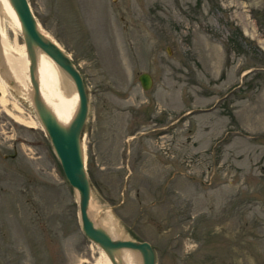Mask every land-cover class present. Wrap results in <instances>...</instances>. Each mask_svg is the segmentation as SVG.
<instances>
[{
  "label": "rangeland",
  "instance_id": "rangeland-1",
  "mask_svg": "<svg viewBox=\"0 0 264 264\" xmlns=\"http://www.w3.org/2000/svg\"><path fill=\"white\" fill-rule=\"evenodd\" d=\"M28 1L87 89L91 217L156 264H264V0ZM9 92L37 127L0 109V264H95L38 114Z\"/></svg>",
  "mask_w": 264,
  "mask_h": 264
},
{
  "label": "water",
  "instance_id": "water-1",
  "mask_svg": "<svg viewBox=\"0 0 264 264\" xmlns=\"http://www.w3.org/2000/svg\"><path fill=\"white\" fill-rule=\"evenodd\" d=\"M10 2L22 24L27 50H31L35 46L40 47L72 79L75 85L79 101L78 109L69 126L63 127L43 104L39 96L34 65L29 66V77L33 86V105L64 178L77 194V217L82 233L88 240L97 244L107 253L112 264H121L120 261L115 260V251L125 247L138 251L141 255L142 264H156L155 250L148 241L123 237L115 239L89 214L92 184L83 147L89 98L83 77L71 56L64 50L65 48L63 49L54 37V39H48L43 35L41 29H44L34 14L29 1L10 0ZM138 80L144 90H148L153 84V78L147 72L139 74ZM8 82L13 84L12 79H9Z\"/></svg>",
  "mask_w": 264,
  "mask_h": 264
},
{
  "label": "bare ground",
  "instance_id": "bare-ground-1",
  "mask_svg": "<svg viewBox=\"0 0 264 264\" xmlns=\"http://www.w3.org/2000/svg\"><path fill=\"white\" fill-rule=\"evenodd\" d=\"M41 31L46 38L54 39L45 30L41 29ZM61 47L64 49L63 46ZM31 64L34 65L39 96L43 104L60 125L69 126L75 117L79 103L72 79L40 47L35 46L27 50L22 24L10 0H0V109L16 122L36 128L37 123L31 118H25L21 114L23 108L11 100V97L9 98V90H14L19 97L22 96L23 99L25 97L34 107L33 86L29 77ZM9 79L13 80V84H9ZM8 105L12 107V110L8 108ZM17 112L19 114H16ZM104 228L113 238H122L117 231ZM98 250L99 258L95 264H112L107 253L101 247ZM115 260L120 261L121 264H142L140 253L126 247L115 251Z\"/></svg>",
  "mask_w": 264,
  "mask_h": 264
},
{
  "label": "clouds",
  "instance_id": "clouds-1",
  "mask_svg": "<svg viewBox=\"0 0 264 264\" xmlns=\"http://www.w3.org/2000/svg\"><path fill=\"white\" fill-rule=\"evenodd\" d=\"M198 247V245L195 242H189V241H185L184 242V254L187 255L189 254L191 251H194L196 248Z\"/></svg>",
  "mask_w": 264,
  "mask_h": 264
},
{
  "label": "trees",
  "instance_id": "trees-1",
  "mask_svg": "<svg viewBox=\"0 0 264 264\" xmlns=\"http://www.w3.org/2000/svg\"><path fill=\"white\" fill-rule=\"evenodd\" d=\"M40 22H41V24H43L42 21H40ZM88 171H89V170H88Z\"/></svg>",
  "mask_w": 264,
  "mask_h": 264
}]
</instances>
